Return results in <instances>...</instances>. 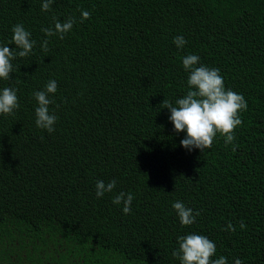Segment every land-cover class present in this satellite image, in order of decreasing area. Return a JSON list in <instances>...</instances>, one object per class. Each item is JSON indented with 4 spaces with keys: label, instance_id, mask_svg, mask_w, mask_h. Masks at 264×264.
Masks as SVG:
<instances>
[{
    "label": "trees",
    "instance_id": "obj_1",
    "mask_svg": "<svg viewBox=\"0 0 264 264\" xmlns=\"http://www.w3.org/2000/svg\"><path fill=\"white\" fill-rule=\"evenodd\" d=\"M42 3L0 0V46L15 47L16 24L35 41L0 79L19 103L0 114V264H180L178 237L192 233L215 243L213 259L264 264V0ZM70 18L63 39L41 31ZM189 54L247 102L234 141L217 134L203 153L180 144L161 104L186 95ZM50 80L51 133L33 96ZM97 180L116 187L97 198ZM121 191L134 197L128 214L112 203ZM176 201L199 211L192 225Z\"/></svg>",
    "mask_w": 264,
    "mask_h": 264
},
{
    "label": "clouds",
    "instance_id": "obj_2",
    "mask_svg": "<svg viewBox=\"0 0 264 264\" xmlns=\"http://www.w3.org/2000/svg\"><path fill=\"white\" fill-rule=\"evenodd\" d=\"M55 0H43L42 11H49ZM90 18L88 11H82L81 21ZM74 19L70 18L65 22L55 21L54 28H42L41 31L46 36L59 35L63 39L74 24ZM12 37L9 46H0V79H10V73L13 71L11 61L18 57L28 56L34 47L35 41L31 40V33L21 24L12 27ZM173 43L177 48H182L186 44L183 36L173 38ZM48 41L44 40L41 47L47 51ZM198 55L189 54L182 59L184 70L189 74L187 79L188 90L186 95L175 101V104L167 99L162 101L163 108L170 110L168 119L174 125V131L186 132L184 139L180 144L186 149L197 148L202 153L205 149L212 146L214 138L219 134L224 137L225 144H231L234 139V131L237 126L242 124L240 113L247 110V102L242 94H238L231 89H226L224 79L220 75L218 68H209L199 64ZM199 65V66H197ZM57 83L50 80L44 90L35 91L33 96L37 102L35 108V123L38 128L45 129L49 133L53 132L57 117L50 113L49 105L53 103L49 94H55ZM19 108L16 90L5 87L0 90V114L14 115V110ZM235 151V148H233ZM116 180L105 183L103 180H97L95 184L96 196L101 198L105 193H111L116 187ZM131 193L121 191L112 200L115 205H123L124 214L131 212L133 201ZM172 208L182 226H189L195 222L199 211L193 214L191 208L186 207L182 202L176 201ZM240 228H246L241 221ZM226 231H235V227L229 223ZM178 249L174 250L172 255L180 260V264H227V258L220 256L213 259L216 254V245L207 236L202 234H187L178 237ZM234 264H242L239 258H236Z\"/></svg>",
    "mask_w": 264,
    "mask_h": 264
}]
</instances>
